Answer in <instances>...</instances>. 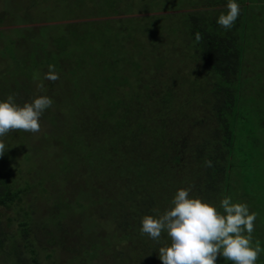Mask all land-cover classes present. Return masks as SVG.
I'll return each instance as SVG.
<instances>
[{"label": "trees", "instance_id": "16d2710c", "mask_svg": "<svg viewBox=\"0 0 264 264\" xmlns=\"http://www.w3.org/2000/svg\"><path fill=\"white\" fill-rule=\"evenodd\" d=\"M194 1L192 7L197 9L187 8L178 15L167 13L155 16L154 19L152 15L147 18H151V25L159 19L168 21L177 15L181 28L174 23L177 28H174L176 31L173 33L181 35L188 59L194 61V64L198 63V73L191 67L190 75L195 76H169L162 71L168 61L160 51L157 54L156 49L158 43L166 44L162 37L164 39L167 35L161 31V34L154 36L155 33L152 34L153 31L147 26L141 31L145 43H141L139 49L127 56L122 51L127 43L133 41L124 37L115 44L117 52L111 53L109 59L93 55L98 60L93 64L95 69H92L91 74L89 71L88 75L98 85L94 91L87 85L90 94L85 96L93 101L95 95H102L101 103H105V107H100L103 111H97L102 124L95 123L96 119L93 120L88 110L79 113L81 116H76L73 123L78 142L75 144L72 130L62 149L64 157L67 156L69 160L65 158L60 166L66 172L73 163L80 164L81 167L76 170L87 175L98 186H87V191L78 186V191L72 188L65 192L68 193L66 196H57L55 206L49 207L48 217L37 223L32 212L20 205L31 187L27 181L19 186L16 180L20 163L15 159L16 148L11 141L18 139L20 131L9 132V143L5 137L0 138L6 145L5 153L0 156V250L6 255L8 246L5 244L13 243L11 252L15 262L12 261V264H72L74 260L88 264L95 259L100 260L101 264H111V261L103 258L102 254L107 249L100 242L106 239L99 229L94 237L86 235L85 239L80 236L73 239L74 229L69 220L77 212L88 209L84 201L92 206L98 204L100 208L106 202L114 205V215L109 220L119 227L117 230L128 238L131 245L125 251L122 248L116 249L114 257L118 259H114L112 264H124L126 256L139 258V255L144 256L146 253L149 254V264H162L159 248L165 244L170 245V238L166 232L161 234L159 242L142 235L141 221L145 215H155L153 209L160 212L166 210L180 188L191 186L193 192L190 196L201 197L222 211L220 201L230 197L229 175L234 169L233 159L239 156L235 146L237 136L244 133L242 128L245 123L249 125L248 131L251 122L264 110V77L257 79L256 84L251 83L253 87L256 85L251 94L246 92L250 77L244 75L248 67L245 63L246 49L255 34V24L247 11L250 6L255 7L261 2L236 0L241 8L240 15L231 29H225L217 24V20L221 13H226L228 0ZM135 20L140 21L139 18ZM196 32H200L203 37L199 42L195 39ZM59 41H55L57 50L45 52L49 58L47 61L51 63L50 57L54 56L60 70L62 58L58 62L57 59L63 57L64 62L66 60L65 63L69 64V73L73 74L75 66L85 70L81 54L77 57L72 54L69 60L65 56V48H60ZM150 55L153 58L152 64H145L144 60H148ZM256 74L264 76V68L262 73ZM131 79L133 84L129 82ZM19 84L15 85L17 99L21 97ZM125 85L131 87L128 96L119 91V87ZM26 91L23 95L30 102L35 98L34 92L29 88ZM87 112L89 114L86 116ZM86 124H89L88 131L84 130ZM196 127L202 128L197 134L193 131ZM253 131L256 133L257 129ZM85 134L93 138L91 143ZM72 150L74 161L69 154ZM28 156L26 151L24 158ZM207 160L212 161V167L205 165ZM261 164L257 160H250L248 154L238 166L239 169L240 166L263 169L264 164ZM103 176L106 181H99L98 178ZM69 196L70 202L63 200ZM10 209L14 214L7 217L6 221L3 220L1 214ZM86 213L89 214L87 210ZM65 215L68 220L60 221L59 216ZM105 216L99 215L96 218L102 220ZM11 222H17L16 234L7 231ZM39 226L46 229L48 236L44 244L40 236L36 235ZM137 243L142 247L139 251L132 247ZM115 247L112 245L111 250ZM43 250L45 259H49L44 263L39 254ZM222 259L223 256L218 255L216 264H222ZM92 264L96 263L93 261Z\"/></svg>", "mask_w": 264, "mask_h": 264}, {"label": "rangeland", "instance_id": "374dc122", "mask_svg": "<svg viewBox=\"0 0 264 264\" xmlns=\"http://www.w3.org/2000/svg\"><path fill=\"white\" fill-rule=\"evenodd\" d=\"M151 1L152 3H150ZM260 1L263 3L262 5L260 3L255 7L250 6L247 11L250 20L255 24V34L246 49L245 55V63L248 64V67L245 69L246 71L244 70V75L250 77L246 92L251 94L256 89V85L253 87L251 83L256 84L258 80L264 77L256 74L257 72L262 73L264 68V0ZM194 5V0H0V101L5 100L9 94H13L15 102L23 105V103L28 102L23 95L28 88L33 90L34 97L47 95L53 100L52 107L46 109L40 117L41 131L39 133L33 134L19 130L18 139L14 142L13 139L11 141L13 147L16 148L15 159L20 163L18 173H16L18 185H23L24 181L31 184L20 205L32 212L35 222L41 223L45 217H48L50 214L49 207L55 206L57 196H66L68 193L65 192L72 190V188L75 189L74 191H78V186H82L83 190L86 191L89 186H98L95 181L87 178V175L76 170L81 167L80 164L74 165L73 163V166L69 167L66 172L62 171L60 166L65 158L69 160L67 156L64 157L62 149L65 148V142L73 130L76 116L80 117L88 110L93 120L96 119L95 123L99 125L101 123L97 111L105 107V103H101L103 101L102 95H95L96 99L93 101L88 100L85 96V94H90L87 92L89 90L87 85H90L89 87H92L93 91L98 85L97 82L94 83V79L92 82L88 75L89 71L91 74L92 69H95L93 64L98 60L93 55L109 59L111 53L117 52L114 48L115 44L124 37L133 41L131 44L127 43L123 51L120 49L122 52H126L125 55L127 56V54L139 49L141 43H145V37L142 36L141 31L147 26L153 31L152 34L155 33L154 36L161 34V31H165L163 35H167L164 39L162 37L166 44L158 43L156 49L158 50L157 54L160 51L162 57L169 62H166L162 71L169 76L172 74L181 77L187 76L188 78L195 76L194 73V75H190L191 67L194 68L195 73L196 71L198 73V63L194 64V61L188 59L187 52L181 42L183 41L181 35L177 32L173 33L176 31L174 28H181L177 13L187 8L197 9L198 7H192ZM167 13L177 15L168 21L166 20L167 22L159 19L154 24H149L151 18H147L148 16L152 15L154 19L155 16L166 15ZM135 18H139L140 21H136ZM56 40H60V48H65V56L69 60L72 59V54L74 57L81 54L85 70H80L78 66H75L73 74L69 73L67 70L69 64L65 63L66 60L64 62L63 57L57 59L58 62L62 58L60 59V70L55 63L54 56L50 57L51 63L47 61L49 58L45 52L57 50ZM149 57L148 60H144L145 64H152V55ZM48 63L55 66V72L60 77L59 80L52 82L44 78L49 71ZM200 79L202 80V78ZM18 82H20L19 88L21 89V97H18L20 99L15 96L17 91L15 85ZM129 82L134 83L132 79ZM39 85L43 86V91L38 89ZM130 89L129 85L119 87L120 93L124 96L131 93ZM89 113L87 112L86 116ZM198 114L200 115V113ZM105 126L107 127L106 124ZM247 126L249 125L245 123L242 128L244 133L237 136L235 146L239 156L233 159L234 169L229 175L228 192L233 203H246L249 211L257 214L252 238L253 247H255L256 242H259L261 251L255 264H264V166L263 169L256 166L249 168L240 166L239 169L238 166L248 154L250 160L254 159V161L257 160L258 163H262L261 165L264 164V110L259 114V117L256 116L254 122H251L252 131L257 129L256 133L254 131L252 133L251 128L247 131ZM201 129L196 127L193 131L197 134ZM84 130H89V124L84 125ZM7 135L5 139L9 143L10 140ZM71 135H74L75 144H77L76 131L73 130ZM84 136L91 143L93 138L86 134ZM258 137L261 140H257ZM26 151H28L29 156L25 159ZM69 154L74 161L73 150ZM95 172L98 174L97 170ZM98 179L102 181L106 178L103 176ZM156 183L153 182V184ZM101 189L103 190V188ZM70 198L69 196L63 200L70 202ZM84 204L88 208L86 210L89 214L86 213V210L80 211L69 220L74 229L72 232L73 239L78 236L85 239L87 238L86 235L89 238L94 237L99 229L101 235L106 239L105 242H103L104 240L100 242L107 249L102 254L103 258L111 261L112 264L114 259H118L114 257L116 249L122 248L125 251L131 245L128 238L119 233V227L117 226V228L109 220L114 215V205L111 202H106L100 208L98 204L97 207L85 201ZM96 208L97 210H95ZM94 211L95 213H93ZM13 214L14 211L10 209L3 212L1 218L6 221V218ZM99 215L107 216L101 220L98 219L99 217L96 218ZM59 217L60 221L68 220L66 215ZM17 226V222H11L7 231L16 234ZM51 226L54 225L51 223ZM38 229L36 235L40 236L43 242L48 237L46 229L43 230L40 226ZM32 232L34 233V230ZM12 244H5L8 246L6 255L0 250V264L15 262V257L11 252ZM101 245L100 247H102ZM112 245H116L113 250H111ZM132 247L138 251L142 249L138 243ZM22 251L24 252V250ZM39 254L43 263L49 260L45 259V250L40 251ZM139 256L141 258L126 256L127 259L124 264L150 263L148 253ZM222 260V264H234L224 257ZM93 261L96 264H101L100 260L95 259ZM92 262H88V264H92ZM71 263L80 264L75 260Z\"/></svg>", "mask_w": 264, "mask_h": 264}, {"label": "clouds", "instance_id": "9594fccd", "mask_svg": "<svg viewBox=\"0 0 264 264\" xmlns=\"http://www.w3.org/2000/svg\"><path fill=\"white\" fill-rule=\"evenodd\" d=\"M226 13H221L217 24L231 29L240 15V5L236 0H228ZM196 32L197 42L202 40ZM45 79L55 82L59 74L55 66L49 65ZM38 89L43 91V86ZM53 100L47 95L35 97L31 102L20 105L13 94L0 101V138L10 131L22 130L29 133L41 131L40 117L51 108ZM6 145L0 139V156L5 153ZM212 167V161H205ZM191 186L180 188L174 194L170 206L155 215L142 217L140 232L159 242L161 234H167L170 245L159 248L162 264H216L218 255L234 264H255L261 251L259 242L253 247L252 233L257 218L250 212L246 203H233L231 197L220 201V209L198 196H190Z\"/></svg>", "mask_w": 264, "mask_h": 264}, {"label": "crops", "instance_id": "0c3cea01", "mask_svg": "<svg viewBox=\"0 0 264 264\" xmlns=\"http://www.w3.org/2000/svg\"><path fill=\"white\" fill-rule=\"evenodd\" d=\"M261 2V1H260Z\"/></svg>", "mask_w": 264, "mask_h": 264}]
</instances>
